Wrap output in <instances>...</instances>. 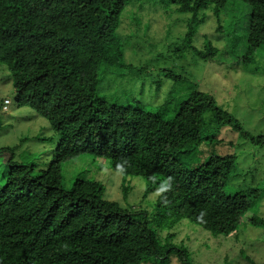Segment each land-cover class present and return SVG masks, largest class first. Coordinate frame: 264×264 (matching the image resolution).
Here are the masks:
<instances>
[{"label":"trees","instance_id":"obj_1","mask_svg":"<svg viewBox=\"0 0 264 264\" xmlns=\"http://www.w3.org/2000/svg\"><path fill=\"white\" fill-rule=\"evenodd\" d=\"M127 2L0 0V48L3 42L8 48L3 61L16 105L46 119L58 137L49 164L40 169L15 161V147L0 149L8 159L0 174V264H159L167 259L156 249L146 214L104 199L100 182L76 178L65 186L64 169L77 158L106 160L123 181L142 178L143 197L163 182L155 204L160 213L195 222L213 235L233 234L262 198L256 188L229 189L232 154L203 156L209 140L202 126L205 111L211 110L218 124L238 130L208 94L195 87L165 117L110 102L97 92L101 73L96 64ZM196 3L212 6L217 19L235 4L249 11L241 15V24L229 16L223 50L206 44L204 50L193 48V54L217 64L224 59L215 56L224 50L236 64L264 59V0ZM222 30L219 25L217 31ZM219 143L211 140L210 146ZM121 186L126 198L129 187ZM247 220L264 225L253 215ZM168 250L186 260L183 247Z\"/></svg>","mask_w":264,"mask_h":264},{"label":"rangeland","instance_id":"obj_2","mask_svg":"<svg viewBox=\"0 0 264 264\" xmlns=\"http://www.w3.org/2000/svg\"><path fill=\"white\" fill-rule=\"evenodd\" d=\"M168 1L128 0L124 5L119 25L96 64L101 73L97 92L110 102L131 103L165 117L172 116L177 103L183 100L181 96L195 87L208 94L220 110L234 118L238 130L218 124L213 112L205 111L202 126L209 140L202 148L203 156L232 154L235 169L229 189L256 188L262 198L241 218L236 231L225 237L213 235L195 222L162 215L155 204L163 182L157 181L143 197V179L127 177L123 181L106 160L71 161L64 169V184L68 187L76 178L100 182L104 199L133 209L129 212L146 214L157 251L168 256L164 263L157 260L159 264H264V225L247 220L252 215L264 220V59L236 64L224 50L215 56L224 59L217 64L191 52L193 48L204 50L206 44L223 50L229 16L234 15L241 24V15L248 13V6L235 4L222 11L218 21L212 6L203 9L197 0ZM219 25L222 32L217 31ZM1 45L0 106L4 99L9 104L6 111L0 112V149L15 147V161L34 163L40 169L49 164L58 137L49 122L34 110L17 107L12 78L3 61L9 55L8 48L4 42ZM211 140L220 143L211 147ZM7 160V155L0 152V174ZM123 182L129 187L126 198ZM172 247H183L186 260L168 250Z\"/></svg>","mask_w":264,"mask_h":264},{"label":"built area","instance_id":"obj_3","mask_svg":"<svg viewBox=\"0 0 264 264\" xmlns=\"http://www.w3.org/2000/svg\"><path fill=\"white\" fill-rule=\"evenodd\" d=\"M8 104H9V101H8V100H4V101H3L2 109H3V110H6V108H7L6 106H7Z\"/></svg>","mask_w":264,"mask_h":264},{"label":"clouds","instance_id":"obj_4","mask_svg":"<svg viewBox=\"0 0 264 264\" xmlns=\"http://www.w3.org/2000/svg\"><path fill=\"white\" fill-rule=\"evenodd\" d=\"M4 100H7V99H4ZM4 100H3V101H4ZM3 101H2V104H1V106H0V112H4V111H6V110H3V109H2ZM8 101H9V100H8ZM6 107H7V106H6ZM6 109H7V108H6Z\"/></svg>","mask_w":264,"mask_h":264}]
</instances>
